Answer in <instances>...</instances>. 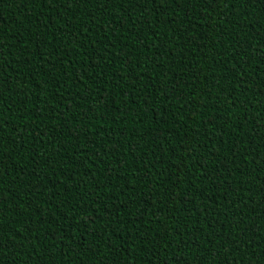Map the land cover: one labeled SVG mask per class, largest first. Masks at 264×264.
I'll return each mask as SVG.
<instances>
[{"label": "trees", "instance_id": "obj_1", "mask_svg": "<svg viewBox=\"0 0 264 264\" xmlns=\"http://www.w3.org/2000/svg\"><path fill=\"white\" fill-rule=\"evenodd\" d=\"M234 11L0 0V264H264V3Z\"/></svg>", "mask_w": 264, "mask_h": 264}, {"label": "snow or ice", "instance_id": "obj_2", "mask_svg": "<svg viewBox=\"0 0 264 264\" xmlns=\"http://www.w3.org/2000/svg\"><path fill=\"white\" fill-rule=\"evenodd\" d=\"M19 2H20L21 5H24V4L29 3V2L36 3V4L50 2L53 5L59 3L62 6H65V5H68L69 3L73 2V0H19ZM75 2L77 3V5H79L80 3H84L85 5L95 3V4H97L98 6H100L101 8H103L105 10L110 9L111 7H113L116 4V0H75ZM120 2L124 3L125 0H120ZM127 2L128 3H133V0H127ZM135 2L139 3V0H135ZM199 2H200V0H183L184 4L199 3ZM203 2L206 5H210V4L215 3L217 6L223 5L224 7L227 8L228 12L231 13V17L226 19V20H224V21H221V24L223 25V24H226V23L235 22V18L238 15V13L236 11H234V9L237 8V6H246L247 8L254 9L256 4L264 3V0H203ZM152 3L153 4H157L158 7H160V8H166L167 5H169V4H175L177 7H179V5L181 3V0H152ZM69 10H71V9H69ZM239 14L243 16L244 20H248L249 19L247 10H245L244 12L239 13ZM109 15H110V12H109ZM110 23H111V21H110ZM115 23L119 24L121 29L124 27L123 24H121L119 20H116ZM173 23H176V22L173 21ZM260 23H261V26L264 27V20H262ZM241 30H243V25H241ZM0 31H2V29H0ZM85 31H87V29H85ZM189 31H192V29H189ZM73 35H75V33H73ZM111 35H117V32L113 31L111 33ZM125 35H126V32H125ZM261 39H264V37H261ZM126 43H127V41H125V44ZM149 43H151V41H149ZM164 46H166V45H163V44L161 45V47H164ZM111 47L112 48H116V45L112 44ZM256 51H257V53H259V49H257ZM128 62L131 63V60H129ZM109 64H111V62H109ZM61 66L63 67L64 65H61ZM0 67H3V62L2 61H0ZM140 68H141V71H144V65H140ZM139 74L140 73H137V75H139ZM6 79H7L6 77H4L2 74H0V80H6ZM7 83L10 86L8 99H11V95H12V93H11L12 81L8 80ZM3 88H4V84L0 83V106H3V104L6 102L2 98ZM17 94H19V93H17ZM80 98L83 99V93H81V97ZM101 99H103L102 96H101ZM181 99H183V97H181ZM209 99H211V96L205 97L206 101L209 100ZM220 99H221V97H216V103L217 104H219ZM134 103L135 102L132 101V105H134ZM186 103L192 104V103H195V100L194 99L187 100ZM225 103H227V102H225ZM110 104H112V101H108V103L104 104V107L107 108V107H109ZM33 107H35V105H33ZM65 107H66V110H67L68 114L71 115L70 105H66ZM202 107H203V105H202ZM99 109H100V104L97 103L92 110L93 111H97ZM148 110L151 111V108L149 107ZM116 111L119 112V118L120 119H128V120L134 119V117L129 113V110H128L127 107L125 108L124 111H120L119 108H117ZM101 114H103V113H101ZM61 115H63V113H61ZM84 115L87 117L88 114L84 113ZM110 115H112V113H110ZM191 115H192V113H189V118H191ZM177 122H179V121H177ZM136 126L137 125H135V124L132 125V127H136ZM44 135H47V132H45ZM185 166H187L186 162H185ZM0 170H3V171H0V187H2L3 186V177H4V175H6V169H4V162H3L2 154H0ZM13 183H15V181H13ZM88 186L91 187V185H88ZM9 189H11V188H9ZM9 191H11V190H9ZM89 195H91V193H89ZM0 209H3V204L2 203H0ZM208 210L209 209L206 207L205 211H208ZM227 214H228L227 212L223 213V215H227ZM2 219H3V217L0 216V220H2ZM3 227H4V224L0 223V231H2ZM217 234H219V233H217ZM5 243H6L5 241L0 239V249H2L5 246ZM7 246L8 247H20V245H17V244H14V243L13 244H8ZM200 259L203 260L204 257L201 256ZM165 264H166V261H165ZM217 264H220L219 259L217 260ZM224 264H227V261H225Z\"/></svg>", "mask_w": 264, "mask_h": 264}]
</instances>
